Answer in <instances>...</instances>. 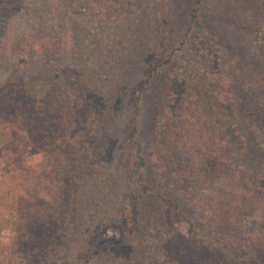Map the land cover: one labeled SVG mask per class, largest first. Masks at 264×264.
Masks as SVG:
<instances>
[{"label":"rangeland","instance_id":"rangeland-1","mask_svg":"<svg viewBox=\"0 0 264 264\" xmlns=\"http://www.w3.org/2000/svg\"><path fill=\"white\" fill-rule=\"evenodd\" d=\"M199 1L0 0V264H264L262 215L211 221L188 198L191 152L157 146L170 81L198 66L232 82L239 119L219 155L234 168L204 191L241 195L245 174L250 204L264 192L263 97L238 76L264 0Z\"/></svg>","mask_w":264,"mask_h":264},{"label":"trees","instance_id":"trees-1","mask_svg":"<svg viewBox=\"0 0 264 264\" xmlns=\"http://www.w3.org/2000/svg\"><path fill=\"white\" fill-rule=\"evenodd\" d=\"M200 6L201 0L198 3V8ZM253 26L258 32L264 31V28L259 30L261 27L257 28V25L254 24ZM258 34L262 35L260 37V41H262L264 33L260 32ZM258 39L259 37H257ZM206 41L210 44V46L207 43L203 45V52L207 57V62H212L215 69L218 70L220 64L214 54V46L210 38H207ZM261 56L264 59V43L260 45L258 56L254 57L253 55L246 64L240 63L241 67H238V71L240 72L238 76H240V80L242 81L241 85L245 86L249 93L256 94L261 90L260 95L263 97L264 102V60L262 62L256 60V57ZM197 67L193 66L183 77L174 76L170 81L168 100L171 99V103L165 106L166 108L163 111L161 110L158 115L159 117H157L158 137L160 141V145L157 144V146L162 151L165 150V153L168 151L170 154L181 149L191 152L194 160L192 163L193 168L185 171V177L183 176L184 180L187 183L189 182L191 190V193H188V198L204 213H207L211 221L235 228L237 222L235 223L232 220L231 215L236 209L242 210L247 215L260 213L264 219V192L259 191L263 193H260L258 197L253 199L254 203L250 204L251 198H254L255 195L253 194L251 197L246 198V195L242 193V191H249L247 185L250 188V184L246 183V181L250 182V180L245 177V174L243 175V182L245 181V183L240 187L242 191H239L241 195L229 196L226 193L210 195L206 194V191L202 187L208 176L214 178L215 174H228L234 168L233 165L222 160L220 157L224 150L231 149L230 143H228L231 137L227 136L225 129L237 123L239 124V119L235 118L234 113L236 110L234 104L236 103L235 97L237 93L232 82H228L220 77H210L207 72L197 70ZM247 100L248 97L242 98V105L240 106L244 110L245 120L249 121L253 116V112L248 110L250 109L249 107L245 110ZM256 106L264 109L263 104L258 103ZM186 110L190 117L185 121V119L181 118L183 117V111ZM193 120H197L200 126L197 127ZM204 143H208V146L203 147L201 144ZM203 148L204 152H202ZM202 153L206 154V156L200 155ZM197 156H202V160ZM143 164V159L139 157L138 167H142ZM4 181L7 184L8 178L1 174L0 201L6 199L8 195V193H4L6 189ZM247 203L250 207H248ZM3 204L0 202L1 208ZM239 204L241 207H238ZM2 219L3 217H0V232L5 223ZM255 242L254 248L262 247L264 249V233L261 235L260 240H256Z\"/></svg>","mask_w":264,"mask_h":264}]
</instances>
